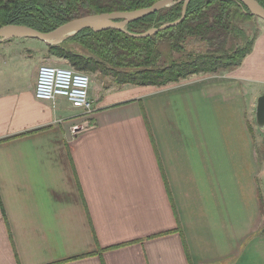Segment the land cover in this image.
Instances as JSON below:
<instances>
[{
    "label": "crops",
    "instance_id": "obj_1",
    "mask_svg": "<svg viewBox=\"0 0 264 264\" xmlns=\"http://www.w3.org/2000/svg\"><path fill=\"white\" fill-rule=\"evenodd\" d=\"M259 25L241 66L90 91L89 115L36 99L42 50L3 45L0 264H264Z\"/></svg>",
    "mask_w": 264,
    "mask_h": 264
},
{
    "label": "trees",
    "instance_id": "obj_2",
    "mask_svg": "<svg viewBox=\"0 0 264 264\" xmlns=\"http://www.w3.org/2000/svg\"><path fill=\"white\" fill-rule=\"evenodd\" d=\"M158 1L0 0V27L20 25L49 33L75 19L135 12ZM256 1L264 8V0ZM255 17L239 0H192L186 9L184 2L178 3L130 24L128 32L141 37L86 29L47 50L76 72L112 78L117 86L167 87L241 66L258 36H249L242 25ZM151 29L156 32L147 35Z\"/></svg>",
    "mask_w": 264,
    "mask_h": 264
},
{
    "label": "water",
    "instance_id": "obj_3",
    "mask_svg": "<svg viewBox=\"0 0 264 264\" xmlns=\"http://www.w3.org/2000/svg\"><path fill=\"white\" fill-rule=\"evenodd\" d=\"M190 1L192 0H160L149 8L135 12H116L86 16L70 21L49 33H43L27 26L7 25L0 27V39H35L41 41L46 46H56L86 29L94 31L118 30L134 37H141V35H134L128 32V26L178 3L184 2L186 9ZM239 1L247 6L253 15L264 21V8L256 0ZM154 32L156 30H152L147 35ZM257 125L261 131H264V95L258 99Z\"/></svg>",
    "mask_w": 264,
    "mask_h": 264
},
{
    "label": "built area",
    "instance_id": "obj_4",
    "mask_svg": "<svg viewBox=\"0 0 264 264\" xmlns=\"http://www.w3.org/2000/svg\"><path fill=\"white\" fill-rule=\"evenodd\" d=\"M91 84L90 76L85 73L63 66L42 65L37 73L34 94L41 101L66 99L73 108L89 115L94 112Z\"/></svg>",
    "mask_w": 264,
    "mask_h": 264
},
{
    "label": "rangeland",
    "instance_id": "obj_5",
    "mask_svg": "<svg viewBox=\"0 0 264 264\" xmlns=\"http://www.w3.org/2000/svg\"><path fill=\"white\" fill-rule=\"evenodd\" d=\"M260 23H264V21L259 19V18H257V17H255L251 21L243 24L242 28L247 31L249 36L252 37L256 33H258L259 27H260V25H259ZM152 30L153 29H151L149 32H151ZM12 41H14L13 42L14 44L11 47L14 50H23L25 52H28L27 51L28 49H40V50H42L40 52V54L42 55V65L63 66V67H67V68H70V69L76 71L74 68H72L68 64V62L66 60L60 59V58H57V57H54V56H50L48 54L47 47L45 48V44L42 43L39 40H35V39H16V40L8 39V40H2V39H0V49L2 48L3 45H6L7 43H12ZM195 49L198 50V51L201 50V49H198L197 47ZM87 75L90 76V79L92 81L91 90L90 91H97L100 88H103L105 91H107V90H111V89H113V88H115L117 86V85L114 84V82H113L114 80L112 78H109V77L103 78L99 74H95V75L87 74ZM107 86L110 87V88L106 89ZM90 94H91V92H90Z\"/></svg>",
    "mask_w": 264,
    "mask_h": 264
}]
</instances>
